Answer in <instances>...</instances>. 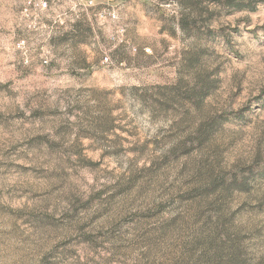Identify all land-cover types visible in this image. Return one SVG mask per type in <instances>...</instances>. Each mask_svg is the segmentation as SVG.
<instances>
[{
  "label": "rangeland",
  "instance_id": "rangeland-1",
  "mask_svg": "<svg viewBox=\"0 0 264 264\" xmlns=\"http://www.w3.org/2000/svg\"><path fill=\"white\" fill-rule=\"evenodd\" d=\"M38 1L0 0V264H264V0Z\"/></svg>",
  "mask_w": 264,
  "mask_h": 264
},
{
  "label": "built area",
  "instance_id": "built-area-1",
  "mask_svg": "<svg viewBox=\"0 0 264 264\" xmlns=\"http://www.w3.org/2000/svg\"><path fill=\"white\" fill-rule=\"evenodd\" d=\"M91 1H89V3H90ZM34 7L35 8H37V9H39V10H44L46 7H47V2L45 1V0H40V1H38L37 3H35V5H34ZM102 16H104V18H106V19H109V20H115L116 19V14H115V12H111V11H107V12H105V13H102L101 14ZM123 30L122 29H120L119 31H118V33H119V35H120V37H122V35H123ZM112 39H114V38H112ZM121 39V38H120ZM109 62V58H108V56H104L103 58H102V63L103 64H107Z\"/></svg>",
  "mask_w": 264,
  "mask_h": 264
}]
</instances>
